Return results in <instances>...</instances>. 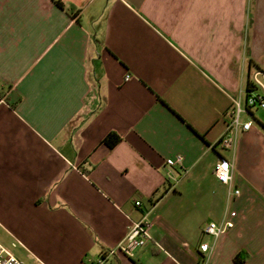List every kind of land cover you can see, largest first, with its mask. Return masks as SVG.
<instances>
[{
	"label": "crops",
	"instance_id": "obj_1",
	"mask_svg": "<svg viewBox=\"0 0 264 264\" xmlns=\"http://www.w3.org/2000/svg\"><path fill=\"white\" fill-rule=\"evenodd\" d=\"M56 1L0 0V223L53 264H93L144 216L114 264H264V108L221 144L264 73V0Z\"/></svg>",
	"mask_w": 264,
	"mask_h": 264
},
{
	"label": "built area",
	"instance_id": "obj_2",
	"mask_svg": "<svg viewBox=\"0 0 264 264\" xmlns=\"http://www.w3.org/2000/svg\"><path fill=\"white\" fill-rule=\"evenodd\" d=\"M130 78L129 75L126 76V80ZM259 89L261 92L256 93ZM260 107L264 108V73L257 71L252 76V82L250 83L249 92L247 93L246 106L241 108L239 103L235 104V109L231 113L228 119L227 134L221 139V144L225 148H230L235 134L239 131L248 130L252 122H242L240 119L241 112H249L251 108ZM180 161V158H178ZM233 169L234 166L231 162L223 160L215 164L214 174L219 183L226 185L231 195H239V189L232 187L233 180ZM141 202L136 201L135 207H140ZM235 212H230L229 216L234 217ZM150 227L151 222L146 216L142 220L133 222L127 229L124 238L118 242L116 245L110 247L104 251L93 264H114L115 258L119 255L131 257L135 251L143 248L150 240ZM232 227V222L230 220H223L221 223L210 222L204 228V233L212 236L214 239L219 238L227 229ZM201 254L211 253L213 247L207 243H202L199 246ZM0 264H24L20 259H18L10 249L6 248L0 242ZM205 264V263H196Z\"/></svg>",
	"mask_w": 264,
	"mask_h": 264
},
{
	"label": "rangeland",
	"instance_id": "obj_3",
	"mask_svg": "<svg viewBox=\"0 0 264 264\" xmlns=\"http://www.w3.org/2000/svg\"><path fill=\"white\" fill-rule=\"evenodd\" d=\"M0 242L25 264H53L55 251L30 234L15 231L9 224L0 223ZM51 258V259H50Z\"/></svg>",
	"mask_w": 264,
	"mask_h": 264
},
{
	"label": "trees",
	"instance_id": "obj_4",
	"mask_svg": "<svg viewBox=\"0 0 264 264\" xmlns=\"http://www.w3.org/2000/svg\"><path fill=\"white\" fill-rule=\"evenodd\" d=\"M56 3L59 6H63L62 2H60L58 0L56 1ZM249 88H250V83H248V86H247V93L249 92ZM119 140L120 139L116 134L111 133L106 137L105 142L108 144L109 147H113L114 145H116L119 142Z\"/></svg>",
	"mask_w": 264,
	"mask_h": 264
}]
</instances>
